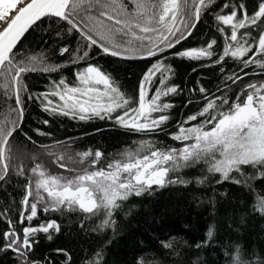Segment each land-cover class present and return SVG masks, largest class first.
Masks as SVG:
<instances>
[{
	"label": "snow or ice",
	"instance_id": "6c2138e0",
	"mask_svg": "<svg viewBox=\"0 0 264 264\" xmlns=\"http://www.w3.org/2000/svg\"><path fill=\"white\" fill-rule=\"evenodd\" d=\"M215 4L216 0H0V88L6 90V97L13 102L6 113H0V187L12 177L25 180L17 202L18 220L9 218L10 208H0V223L6 225L0 233V252L12 251L18 264H40L30 259L39 243L38 235L45 234L51 241L53 234L61 231L57 219L33 225L41 214L101 217L98 229L114 230V213L122 202L172 185L187 186L190 181L183 179L180 171L201 162L208 174L219 176L217 184L231 182L251 188V180L264 181V81L244 84L234 99L226 92L219 96L211 94L202 85L193 88L191 91L198 90L203 96L202 107L177 121L174 131L168 133L181 147L160 148L150 141H141L136 151L123 153L120 159L103 166L104 153L100 150L73 153L68 144L57 142L59 153L43 146L47 155L54 157L52 163L63 170L55 174L39 162L37 154L28 156L32 166L26 167L24 153L16 149L29 101L52 116L83 122L106 120L132 133L165 131L171 120L170 110L175 107L165 98L178 95L181 90L169 83L174 71L162 57L187 40ZM214 20L223 40L219 55L218 41L212 38L204 46L176 51L173 56L211 61L220 66L222 73L227 58H231L239 71L225 75L224 79L232 84L243 82L250 74H264V0H258L251 15L243 0H225ZM46 21L63 22L67 34L81 38L82 45L74 51L64 45L58 53L69 54V63L83 62L84 66L74 72L73 81L62 76L37 94L29 91L24 82L26 75L59 72L65 65L50 64L43 55L17 59L15 50L30 30L39 29ZM60 34L57 31L56 35ZM93 49L121 60L156 59L142 74L135 96H129L110 73L89 63L96 54ZM253 66L261 72L246 71ZM43 124L48 125L49 120L45 119ZM36 131L40 136L49 135L40 129ZM23 137L35 144L28 133L23 132ZM246 168L254 171L249 174ZM207 178H199L196 183L202 185ZM253 211L264 216V194L257 198ZM214 235L215 226L210 225L206 239L196 247L206 246ZM55 251L66 257V264L70 262L64 249ZM94 257L89 264H103L102 251ZM47 264L55 262L49 258ZM230 264L251 262L237 246L230 254ZM258 264H264V258Z\"/></svg>",
	"mask_w": 264,
	"mask_h": 264
},
{
	"label": "trees",
	"instance_id": "16d2710c",
	"mask_svg": "<svg viewBox=\"0 0 264 264\" xmlns=\"http://www.w3.org/2000/svg\"><path fill=\"white\" fill-rule=\"evenodd\" d=\"M224 2L225 0H216V4L202 16L193 34L162 57L174 71L169 83L179 86L181 90L178 95L165 98L175 104L170 110L171 120L165 131L155 134L132 133L115 127L106 120L83 122L64 116H52L29 101L22 129L32 137L35 144L25 140L22 132L16 139V148L26 156L36 154L37 151L46 159L49 156L43 146L59 153L61 149L57 142H63L68 144L73 153L88 149L100 150L104 153L102 165L106 166L113 159H120L122 150L135 148L137 139L147 138L160 148L181 147L180 142L172 140L168 133L174 131L177 121L184 120L202 107L203 96L198 90L191 91L193 88L198 89L202 85L211 94L219 96L226 92L234 99L244 84L264 81V74H250L244 77L243 82H225V75L239 71L237 62L231 58H227L223 65L225 72L222 73L220 66L212 65L211 61H189L173 56L176 51L204 46L212 38L217 39L216 52L217 55L220 54L223 40L216 31L214 16ZM233 2L239 3L241 0ZM243 2L251 15L258 0ZM66 29L67 25L63 22L46 21L39 29L30 30L17 46V59L43 55L50 64L65 65L59 72L28 73L24 82L30 92L38 94L46 90L51 81L62 76L71 82L74 80V72L84 66L83 62L71 64L69 54L60 56L58 53L61 46L67 45L70 51H74L83 43L78 35L67 34ZM57 31L61 33L60 36L56 35ZM93 53H96L95 49ZM155 59L121 60L96 53L89 63L98 64L103 71L115 78L123 92L135 96L142 74ZM246 71L261 72L255 66ZM5 91L0 88V113H6L13 103L6 97ZM45 119L49 120L48 125L43 124ZM37 129L49 135L40 136ZM23 162L29 164L30 161L24 159ZM245 171L251 174L254 170L246 168ZM179 175L190 183L187 186H168L152 194L144 193L140 197L131 196L122 202L114 213V230L94 229L100 224L101 217L82 219L83 214L78 213H48L46 216L54 219L62 218L61 221L58 220L61 231L59 234L54 233L51 241L46 239L45 234H39V243L35 244L30 259L47 264L50 258L55 264H66V257L55 251L64 249L71 258L68 264H89L98 251L103 253V264H230V254L239 246L251 264H258L264 258V216L254 212L253 205L264 194V181L251 180V188L248 184H217L219 176L208 174L203 162L182 169ZM204 176L208 178L202 185L196 183L197 179ZM24 183L23 177H12L0 187V208H10L8 216L13 220L19 218L17 202L21 199V185ZM39 220L41 221L40 218ZM82 221L91 227L95 226L92 230L81 227ZM38 222L34 220L32 223L36 225ZM210 225L215 226L213 240L206 246L197 248L196 245L206 239ZM23 226L25 225H18ZM5 230L6 225L0 223V233ZM2 243L0 240V244ZM165 244L170 247H165ZM0 264H18V261L14 253L0 252Z\"/></svg>",
	"mask_w": 264,
	"mask_h": 264
},
{
	"label": "rangeland",
	"instance_id": "374dc122",
	"mask_svg": "<svg viewBox=\"0 0 264 264\" xmlns=\"http://www.w3.org/2000/svg\"><path fill=\"white\" fill-rule=\"evenodd\" d=\"M141 141H150L151 142V140H148L147 138L137 139L135 148H133L131 150H125V152H123V153L129 152V151H133V152L136 151L140 147ZM35 153L39 156V162H43L45 164V166L47 167V169H48L49 172L55 174L57 172H62L63 171L62 169H59L55 164L52 163V160L54 159V157H47L46 159H44V155H42L41 153H39L37 151ZM22 159L23 160L24 159H28V156H26L24 154V156L22 157ZM28 161H30L29 164L31 163L30 166H32V161L30 159H28ZM65 174H67V173H65Z\"/></svg>",
	"mask_w": 264,
	"mask_h": 264
},
{
	"label": "bare ground",
	"instance_id": "6f19581e",
	"mask_svg": "<svg viewBox=\"0 0 264 264\" xmlns=\"http://www.w3.org/2000/svg\"><path fill=\"white\" fill-rule=\"evenodd\" d=\"M136 144V143H135ZM125 150H129V149H124V150H122V152H121V154L123 153V152H125ZM121 154H120V157H121ZM25 166L26 167H31L28 163H25ZM40 219H41V221H44V220H47V219H49V218H52L51 216H46V215H43L42 214V216H40L39 217ZM52 219H54V218H52ZM59 221H61L62 220V218L60 217V219H58ZM39 222H40V220H39ZM81 223H83L84 224V226L86 227V228H91L90 230H92L93 228H94V226L92 225V227L91 226H89L85 221H82ZM94 229H98V227L96 226ZM2 252H8V251H2ZM9 252L10 253H13L12 251H10L9 250ZM143 262V261H142ZM144 264V263H143Z\"/></svg>",
	"mask_w": 264,
	"mask_h": 264
},
{
	"label": "water",
	"instance_id": "95a60500",
	"mask_svg": "<svg viewBox=\"0 0 264 264\" xmlns=\"http://www.w3.org/2000/svg\"><path fill=\"white\" fill-rule=\"evenodd\" d=\"M19 45V44H18Z\"/></svg>",
	"mask_w": 264,
	"mask_h": 264
}]
</instances>
